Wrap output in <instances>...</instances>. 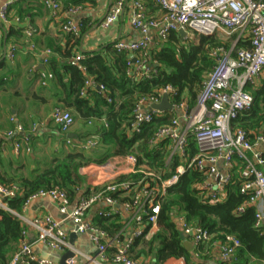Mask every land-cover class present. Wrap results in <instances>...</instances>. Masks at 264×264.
I'll return each mask as SVG.
<instances>
[{
  "label": "built area",
  "instance_id": "2783aa9c",
  "mask_svg": "<svg viewBox=\"0 0 264 264\" xmlns=\"http://www.w3.org/2000/svg\"><path fill=\"white\" fill-rule=\"evenodd\" d=\"M17 1L11 0L0 8L2 23H8V9ZM128 1L129 24L139 33L140 38L136 41H117L113 47L116 52L129 56L126 73L131 78L149 77L150 68L145 59L147 52L156 42L164 41L171 32L184 31L186 36L183 39L191 38L196 33L218 36L223 42H230L228 49L218 46L212 50L211 56L216 63L205 77L194 106L189 107L184 101L173 104L172 111L178 110L180 115L156 128L148 140L151 147L168 141L170 154L167 161L177 157L181 164L170 178L162 180L153 171L138 166L134 156H125L123 158L131 165L127 176L139 174V178L125 181H117V178L103 183L91 195H81L75 204L58 187L39 190L25 200L23 208L38 199L50 200L62 216L60 220H55L50 215L37 216L32 220L21 217L7 206L8 200L22 194L21 188L16 184L5 185L0 181V210L11 213L26 227L21 232L18 249L8 264H51L33 253V246L37 243L59 253L72 252L73 256L66 260V264H75L78 251L68 242L72 233L87 235L103 261H109L106 251L114 242L119 245L110 259L113 264H146L131 256V247L135 239L144 236L145 225L149 226L148 234L153 235L157 231L160 202L167 190L187 170L194 169L203 178L195 186L200 199L209 204L222 202L226 197L224 188L232 180L237 161L241 164L238 171L240 193L247 195V199L237 208L236 213L242 214L247 207L254 208V226L258 229L263 227L264 152L257 151L256 148L264 146V131L254 135L251 141L245 131L233 128L232 121L253 104V96L247 88L264 77V0H154L159 8V14L155 17L147 16L144 0H114L100 27L107 29L117 22ZM43 4L54 17L62 13L64 19L60 29L63 34L79 37V26L74 21V16L80 11L79 6L63 10L58 0H44ZM34 33L32 27L25 31L27 37ZM233 37L234 40L230 41ZM240 41L248 42L249 46L237 47ZM14 52V48L7 52L11 61ZM50 54L49 50L43 52L44 65ZM82 59V55L76 54L69 63L79 65ZM49 79H52L51 73L39 72L41 86L46 87ZM95 86L94 81L88 78L81 95L89 87ZM97 89L104 91L102 85H98ZM173 93V89L166 86L159 96L139 98L133 110L131 130L140 133L142 126L151 123L155 117L162 116L163 112L153 109L152 105L160 103L164 94L170 97ZM50 119L64 135L70 132L75 123L71 112L62 108H54ZM15 134H19L20 138L14 142V151L29 153L31 150L27 146L28 140L21 125L8 131L6 136L12 137ZM189 139L196 145V153L190 158L187 157ZM66 142L76 150L85 151L96 146V137L80 142L67 138ZM115 193L126 201L113 198L111 194ZM98 203L108 206L106 211L99 212L101 218L112 217L117 207L131 214L130 221L124 224L118 234L109 235L85 220L86 213ZM179 222L183 236L192 245L212 244L219 248L223 259L233 257L236 248L240 246V242L232 236H225L223 242L212 241V236L206 230L187 224L182 216L179 217ZM30 229L36 233L33 243L27 237ZM127 229L131 230L130 235L120 242L121 232Z\"/></svg>",
  "mask_w": 264,
  "mask_h": 264
},
{
  "label": "trees",
  "instance_id": "16d2710c",
  "mask_svg": "<svg viewBox=\"0 0 264 264\" xmlns=\"http://www.w3.org/2000/svg\"><path fill=\"white\" fill-rule=\"evenodd\" d=\"M93 1L69 0V5L64 9ZM84 31L81 27V33ZM194 34L198 36L196 43L189 41L193 35L183 39L176 32L169 33L164 41L156 42L145 57L150 68L149 77L140 79L127 75L129 56L116 52L113 44L84 56L79 65H71L69 60L73 57V48L79 38L67 35L69 43L73 40L72 45L63 53L60 49L56 51L62 60L47 58L48 73L52 74L47 91L55 101L54 108L69 110L83 124H91L86 135L88 138L96 137V146L89 149L88 153L70 152L56 158L46 168L35 171L29 179L20 178L15 182L14 179H4L0 174L3 184H16L22 190L19 197L7 201L8 208L20 214L25 200L31 194L53 187L64 190L71 202L79 193L87 197L99 188L91 191L86 188L80 170L90 164L103 165L112 157L134 156L138 166L153 171L162 180L170 178L181 164L180 161L177 157L167 161L170 154L168 141L151 147L148 140L156 128L170 122L173 114L164 112L162 116L155 117L151 123L141 127L140 133L132 131L130 124L138 99L148 95L159 96L166 86L174 91L169 97L172 104L180 103L188 96L189 107L194 106L205 77L216 63L211 56L212 50L218 46L228 49L230 45V42H223L215 36ZM248 46V42L240 41L237 47ZM88 78L96 86L89 87L81 95ZM98 85H102L104 91L98 90ZM248 88L253 96V104L232 121V126L245 131L252 141L254 135L264 131V81L260 87ZM195 153L196 145L189 139L187 157ZM240 166L237 161L232 180L224 188V201L215 204L202 201L198 195L195 186L203 179L200 173L189 169L180 176L160 202L158 231L149 240L142 236L133 242V248L140 247L135 257L152 255L157 262L168 258H183L186 264H194L192 251L184 247L183 233L175 223V216L180 215L187 224L206 230L212 236V241L223 242L225 236L236 238L240 246L234 252L232 264H250L252 258L257 262L264 261V226L255 228L254 208L247 207L242 214L236 213L237 208L247 199V195L240 193ZM0 167L3 168L1 159ZM140 176H121L117 181ZM111 196L121 202L126 201L118 193ZM94 223L107 233L114 234L121 229L117 216L113 219L97 218ZM25 228L17 217L0 210V264L9 263L18 249L21 232ZM148 229L149 226L144 233ZM196 247L193 252L199 254L202 246Z\"/></svg>",
  "mask_w": 264,
  "mask_h": 264
},
{
  "label": "crops",
  "instance_id": "0c3cea01",
  "mask_svg": "<svg viewBox=\"0 0 264 264\" xmlns=\"http://www.w3.org/2000/svg\"><path fill=\"white\" fill-rule=\"evenodd\" d=\"M11 0H0V8ZM63 10L69 5V0H58ZM145 9L148 17H155L159 14V8L154 0H144ZM114 0H94L93 3H84L77 5L80 11L74 16V21L79 26V42L73 48V56L80 54L83 57L92 55L106 48L110 44L117 41H136L140 35L129 24V6L128 1L124 13L117 22L107 29L100 27L101 21L108 13ZM44 0H18L8 9V23L0 24L6 31V57L1 61L3 56V33L0 29V159L3 161V168L0 167V174L4 179H14L17 182L20 178H30L35 171L46 168L51 161L70 152L88 153L89 150L79 151L67 144V135H73L69 138L73 141H84L88 139L86 135L87 129L91 124L85 125L80 119L74 116V125L70 132L66 135L61 133L57 126L50 119V113L55 107V101L51 97L47 88L50 86L52 79H49L47 86L44 88L39 81L38 72L48 71L47 64H43L45 59L43 52L50 50L51 54L47 58L61 59L60 54L56 53L60 49L63 53L73 40L68 42L67 35L63 34L60 29L64 17L59 14L57 17L44 6ZM17 19V20H16ZM28 27H32L35 33L31 37L25 35ZM81 27L84 33H81ZM152 34L154 32L152 31ZM14 48V58L11 61L7 57V52ZM83 51V52H82ZM64 60V59H63ZM44 67V70L41 68ZM264 81V77L255 81L252 88L260 87ZM184 102L189 104V97L183 98ZM169 103L173 105L169 99ZM173 116H179L178 110L167 111ZM164 113V112H163ZM21 125L27 137V146L30 152L21 151L16 153L13 149L14 142L20 138L19 134L7 137L8 131L14 130L16 126ZM33 125L35 127L33 128ZM257 151L264 152V146L256 148ZM221 164H219V167ZM131 165L123 157H112L103 165L90 164L83 167L80 173L84 180V186L93 190L100 188L103 183L111 182L121 176H127L130 173ZM82 192V191H81ZM81 193L73 200L75 204ZM108 206L104 203L94 205L85 215V220L94 224V220L99 217L100 211H106ZM115 216L119 217L121 229L126 222L130 221L131 214L124 211L120 207L116 208ZM26 220H32L37 216L50 215L55 220H60L62 216L54 203L48 199H38L31 202L27 207L21 210L19 214ZM179 216H175V223L179 229ZM264 226V223H263ZM148 227L145 225L144 230ZM142 229V228H141ZM120 231L109 235H116ZM158 231V229H157ZM156 231V232H157ZM131 230L127 229L121 232L120 242H123L130 235ZM155 232V233H156ZM147 232L144 239L149 240L152 235ZM154 233V234H155ZM153 234V235H154ZM28 240L33 243L36 239L34 230H28ZM184 241H188L183 236ZM135 241V240H134ZM69 242V237H68ZM192 244V243H191ZM118 243L109 245L106 256L109 261H103L98 255L96 247L90 242L87 235H77L73 244L78 251L75 264H113L110 259L113 256ZM202 246L200 253H194V249L198 248L193 245L192 259L194 264H232V257L223 259L219 248L212 244ZM140 247H131V256L135 259V255ZM33 253L39 259H45L51 264H57L55 261L64 253L52 251L42 244H34ZM146 264H186L183 258H168L165 261L157 262L152 255H144L136 258ZM250 264H264V261L257 262L255 259L250 260Z\"/></svg>",
  "mask_w": 264,
  "mask_h": 264
},
{
  "label": "water",
  "instance_id": "95a60500",
  "mask_svg": "<svg viewBox=\"0 0 264 264\" xmlns=\"http://www.w3.org/2000/svg\"><path fill=\"white\" fill-rule=\"evenodd\" d=\"M0 29L2 30L3 33V56L1 58V61L5 59L6 57V31L3 28V26L0 24ZM179 35L181 38H184L186 36V33L184 31H179ZM83 52V51H82ZM44 70V67L41 68ZM152 108L159 111V112H167V111H172V105L169 103V97L167 94H164L161 98L160 103L152 105ZM67 138H73V135L68 134ZM77 238V235L72 233L69 235V243L71 245L74 244L75 240ZM184 247L187 250H191L193 245L189 243L188 241L183 242ZM73 256V253L70 251L65 252L62 254L56 261L55 263L57 264H66V260L70 259Z\"/></svg>",
  "mask_w": 264,
  "mask_h": 264
},
{
  "label": "rangeland",
  "instance_id": "374dc122",
  "mask_svg": "<svg viewBox=\"0 0 264 264\" xmlns=\"http://www.w3.org/2000/svg\"><path fill=\"white\" fill-rule=\"evenodd\" d=\"M195 34L193 33V36H194ZM218 39H219V37L218 36H216ZM197 39H198V36H194L191 40H189V41H192V42H197ZM219 40H221V39H219ZM234 40V37L230 40V41H233ZM222 41V40H221ZM229 42V41H228ZM247 90H249V88H247Z\"/></svg>",
  "mask_w": 264,
  "mask_h": 264
}]
</instances>
